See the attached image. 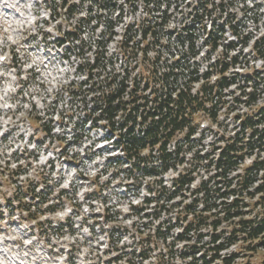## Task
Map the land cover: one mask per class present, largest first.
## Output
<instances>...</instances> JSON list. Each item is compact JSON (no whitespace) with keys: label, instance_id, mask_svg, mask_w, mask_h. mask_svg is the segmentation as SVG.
I'll return each mask as SVG.
<instances>
[{"label":"clouds","instance_id":"clouds-1","mask_svg":"<svg viewBox=\"0 0 264 264\" xmlns=\"http://www.w3.org/2000/svg\"><path fill=\"white\" fill-rule=\"evenodd\" d=\"M0 264H264V0H0Z\"/></svg>","mask_w":264,"mask_h":264}]
</instances>
